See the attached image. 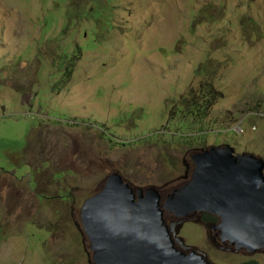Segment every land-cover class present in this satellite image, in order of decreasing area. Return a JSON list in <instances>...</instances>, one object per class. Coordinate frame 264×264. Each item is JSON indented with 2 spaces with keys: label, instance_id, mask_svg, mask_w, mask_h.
<instances>
[{
  "label": "rangeland",
  "instance_id": "obj_1",
  "mask_svg": "<svg viewBox=\"0 0 264 264\" xmlns=\"http://www.w3.org/2000/svg\"><path fill=\"white\" fill-rule=\"evenodd\" d=\"M205 80L219 96L195 120ZM226 143L264 158V0H0V264H94L81 210L110 175L166 197ZM213 224L177 237L264 264Z\"/></svg>",
  "mask_w": 264,
  "mask_h": 264
},
{
  "label": "water",
  "instance_id": "obj_2",
  "mask_svg": "<svg viewBox=\"0 0 264 264\" xmlns=\"http://www.w3.org/2000/svg\"><path fill=\"white\" fill-rule=\"evenodd\" d=\"M194 160L190 181L165 201L155 187L134 188L117 173L107 178L81 210L94 264H214L176 236L179 225L202 213L218 218L212 228L221 243L264 249V158L227 144ZM166 211L178 220L167 223Z\"/></svg>",
  "mask_w": 264,
  "mask_h": 264
},
{
  "label": "trees",
  "instance_id": "obj_3",
  "mask_svg": "<svg viewBox=\"0 0 264 264\" xmlns=\"http://www.w3.org/2000/svg\"><path fill=\"white\" fill-rule=\"evenodd\" d=\"M200 72L202 74H205L206 70L201 69ZM218 96L219 91L216 89L214 84L211 81L205 80L197 88L190 89L189 93L187 94V99L189 98V112L186 113L184 109H181V112L186 116L194 118L195 120L206 117L213 106L216 105ZM174 113L175 112H173V115ZM202 217L205 222L210 223L218 221V218L207 213L203 214ZM166 219L168 222L171 221V217L169 215H166ZM243 264H258V262H256L255 260H249L244 262Z\"/></svg>",
  "mask_w": 264,
  "mask_h": 264
},
{
  "label": "flooded vegetation",
  "instance_id": "obj_4",
  "mask_svg": "<svg viewBox=\"0 0 264 264\" xmlns=\"http://www.w3.org/2000/svg\"><path fill=\"white\" fill-rule=\"evenodd\" d=\"M204 149H206V148H201L200 151L194 152V155H193V165H194V168H195V162H194L195 155L201 153L202 150H204ZM194 168H193V170H194ZM192 174H193V171H192V173H191V175L189 176L188 179H186V180H185L184 182H182L181 184L175 186V187L172 189V191H171L170 193H173L176 189H178V188L182 187L184 184L188 183V181H189L190 178L192 177ZM201 220H202V222H205V221L203 220V217H201ZM205 223H208V222H205ZM178 246H179V245H178ZM185 252L188 253L189 250H186Z\"/></svg>",
  "mask_w": 264,
  "mask_h": 264
},
{
  "label": "bare ground",
  "instance_id": "obj_5",
  "mask_svg": "<svg viewBox=\"0 0 264 264\" xmlns=\"http://www.w3.org/2000/svg\"><path fill=\"white\" fill-rule=\"evenodd\" d=\"M207 149V148H206ZM203 151V150H202ZM202 153V152H201ZM194 162H195V160H194ZM195 168H196V162H195ZM194 168V169H195ZM193 172H194V170H193ZM193 175V174H192ZM191 179V178H190ZM125 182V181H124ZM189 182V181H188ZM125 183H127V182H125ZM134 187V186H133ZM134 188H140V187H134ZM103 189V188H102ZM160 192V191H159ZM163 197V196H162ZM166 198H167V196L166 197H163V199H164V201L166 200ZM203 214H205V213H202V214H200L201 215V217L203 216ZM208 214V213H207ZM166 215H169L170 217H171V221H167V219H166ZM164 217H165V219H166V221H167V223H171L172 221H176V220H178L172 213H169V212H165V215H164ZM200 217V218H201ZM188 221H191V220H188ZM176 236H177V234H176ZM178 238V237H177ZM181 240V239H180ZM182 241V240H181ZM185 244V243H184ZM188 246V245H187ZM190 249H192V248H190Z\"/></svg>",
  "mask_w": 264,
  "mask_h": 264
},
{
  "label": "clouds",
  "instance_id": "obj_6",
  "mask_svg": "<svg viewBox=\"0 0 264 264\" xmlns=\"http://www.w3.org/2000/svg\"><path fill=\"white\" fill-rule=\"evenodd\" d=\"M227 144H229V143H226V145ZM221 146H224V145H221ZM236 151V150H235ZM243 152H247V151H243ZM236 153H242V152H237L236 151ZM257 155V154H256ZM262 157V156H261ZM190 181V180H189ZM218 222V221H217ZM217 222H213V223H217ZM190 247V246H189ZM245 250V249H244ZM247 252V251H246ZM248 254H250V255H253L254 253H249V252H247ZM210 260V259H209ZM213 263V262H212Z\"/></svg>",
  "mask_w": 264,
  "mask_h": 264
}]
</instances>
